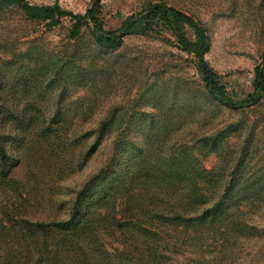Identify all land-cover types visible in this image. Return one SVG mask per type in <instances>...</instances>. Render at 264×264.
<instances>
[{
	"label": "rangeland",
	"instance_id": "obj_1",
	"mask_svg": "<svg viewBox=\"0 0 264 264\" xmlns=\"http://www.w3.org/2000/svg\"><path fill=\"white\" fill-rule=\"evenodd\" d=\"M29 1L81 13L93 3ZM161 2L200 22L209 38L206 60L231 97L246 95L264 53V0H100L97 15L113 31L130 14ZM70 25L67 18L48 25L16 7L0 14V58L28 53L9 70L0 66V74L8 84L16 75L36 84L5 87L4 128L29 133L21 111L33 108L37 117L54 115L51 123L78 129L79 146L102 134L83 166L71 162L79 146H70L65 164L57 158L42 165L34 156L30 168L46 182L37 200L0 187V255L2 211H27L38 222L67 220L75 192L90 181L70 221L87 223L81 247L71 243L77 234L69 236L71 248L54 264H264V95L242 108L215 101L196 57L161 24L126 35L113 49L100 48L86 26L70 39ZM184 29L194 40L193 30ZM40 73L45 79L37 84ZM25 95L31 104L19 101ZM12 104L18 116L8 114ZM36 146L44 152L47 143ZM20 148L14 143L7 152L10 166ZM128 175L130 186L119 187Z\"/></svg>",
	"mask_w": 264,
	"mask_h": 264
},
{
	"label": "trees",
	"instance_id": "obj_2",
	"mask_svg": "<svg viewBox=\"0 0 264 264\" xmlns=\"http://www.w3.org/2000/svg\"><path fill=\"white\" fill-rule=\"evenodd\" d=\"M99 1L93 0L91 6L84 13H81L66 9L58 2L36 4L31 3L29 0H0V14L7 8L16 7L29 18L47 20L48 25H57L63 18H67L71 23L70 39L77 38L81 34L82 27L86 26L94 42L103 49L118 48L126 35L137 32L146 33L153 30L152 25L155 22L170 31L182 50L196 57L204 87L215 101L231 108H242L258 103L264 95V53L261 63L254 68L252 89L242 98L236 99L231 97L228 92V87L230 89L231 87L227 85L223 77L210 66L205 58V53L209 49V38L204 27L196 18L164 2L150 3L127 16L116 30L110 31L104 28L102 19L97 15ZM185 26L193 30L194 40L187 36ZM27 54L24 52L15 57H10V54H8L7 57L0 58V66H4L9 70L13 65L10 64L12 60H18V58ZM44 79L45 77L41 73L39 77H35L37 84H40ZM27 81H29L28 78L16 75L8 84L4 81L3 74H0V187L15 190L17 191L16 195L30 202L37 200L38 192L45 190L43 186L46 184L42 176H39L38 172L30 168L32 167L31 160L36 155L41 160L42 165L50 161L55 163L57 158H61L62 163L65 164L68 159H65V155H68L71 151L69 150L70 146L75 150L80 145L77 139L80 138V133L78 129L65 128L51 123L50 121L54 118V115L46 116L44 113H40V117H37L33 108H24L21 111L26 122L31 125L29 133L19 135L13 134L11 129L6 130L4 128L5 114L3 112L8 107V99L4 94L5 87L29 90L36 85L32 83L25 84ZM62 92V90L59 91L61 95ZM234 93L237 94L236 91ZM30 98L32 96H20L19 101L25 99V104L29 105L32 103L29 100ZM7 112L10 116H18L21 113L13 104ZM103 131L101 128L98 132ZM63 132L70 134H64ZM101 135V133H98L91 144L88 142L85 146H79L78 154L73 152L72 165L80 163L83 166L89 153L96 149L97 139H100ZM43 140L47 143L44 152L42 146H36ZM14 143L21 148L17 154L19 158L14 165L10 166L7 152L10 151ZM132 181L133 176L128 175L120 181L119 187H128ZM89 182L75 192L72 208L67 213V220L38 222L27 211L18 214V216H12L7 211H2L5 217V222L2 223L1 221L5 230L3 242L6 246L4 247L5 256L0 255V264H54V261L61 255L63 250L71 248L68 237L75 234H77V239H72L71 243L79 246L78 241L83 240L80 235H83L87 223L78 222L72 225L70 221L78 215L79 206L83 200V195L87 191ZM65 231L67 232L64 236L57 239L60 233Z\"/></svg>",
	"mask_w": 264,
	"mask_h": 264
}]
</instances>
